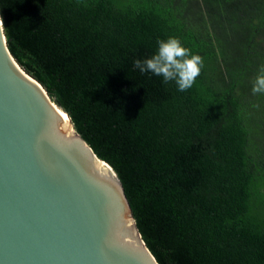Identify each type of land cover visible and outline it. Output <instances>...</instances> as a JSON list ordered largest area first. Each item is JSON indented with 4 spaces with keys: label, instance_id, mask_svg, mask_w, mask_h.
Segmentation results:
<instances>
[{
    "label": "trees",
    "instance_id": "trees-1",
    "mask_svg": "<svg viewBox=\"0 0 264 264\" xmlns=\"http://www.w3.org/2000/svg\"><path fill=\"white\" fill-rule=\"evenodd\" d=\"M0 17L159 264H264V0H0ZM169 36L204 60L184 92L133 64Z\"/></svg>",
    "mask_w": 264,
    "mask_h": 264
},
{
    "label": "water",
    "instance_id": "water-1",
    "mask_svg": "<svg viewBox=\"0 0 264 264\" xmlns=\"http://www.w3.org/2000/svg\"><path fill=\"white\" fill-rule=\"evenodd\" d=\"M0 264H159L118 174L13 57L1 17Z\"/></svg>",
    "mask_w": 264,
    "mask_h": 264
},
{
    "label": "clouds",
    "instance_id": "clouds-1",
    "mask_svg": "<svg viewBox=\"0 0 264 264\" xmlns=\"http://www.w3.org/2000/svg\"><path fill=\"white\" fill-rule=\"evenodd\" d=\"M135 69L141 74L162 77L164 83L174 82L180 92L190 89L204 66L203 58L183 46L178 37L169 36L157 41V50L150 57L135 59ZM252 92L264 94V67L256 76Z\"/></svg>",
    "mask_w": 264,
    "mask_h": 264
},
{
    "label": "bare ground",
    "instance_id": "bare-ground-1",
    "mask_svg": "<svg viewBox=\"0 0 264 264\" xmlns=\"http://www.w3.org/2000/svg\"><path fill=\"white\" fill-rule=\"evenodd\" d=\"M68 118V117H67Z\"/></svg>",
    "mask_w": 264,
    "mask_h": 264
}]
</instances>
